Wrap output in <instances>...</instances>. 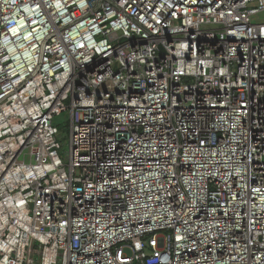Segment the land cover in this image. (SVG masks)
Listing matches in <instances>:
<instances>
[{"label": "built area", "instance_id": "2783aa9c", "mask_svg": "<svg viewBox=\"0 0 264 264\" xmlns=\"http://www.w3.org/2000/svg\"><path fill=\"white\" fill-rule=\"evenodd\" d=\"M263 12L0 0V264H264Z\"/></svg>", "mask_w": 264, "mask_h": 264}, {"label": "rangeland", "instance_id": "374dc122", "mask_svg": "<svg viewBox=\"0 0 264 264\" xmlns=\"http://www.w3.org/2000/svg\"><path fill=\"white\" fill-rule=\"evenodd\" d=\"M255 20L264 22V12L259 13ZM55 124L59 127V138L61 140L63 150L69 151L70 148V130H71V117L69 111H64L56 116Z\"/></svg>", "mask_w": 264, "mask_h": 264}]
</instances>
